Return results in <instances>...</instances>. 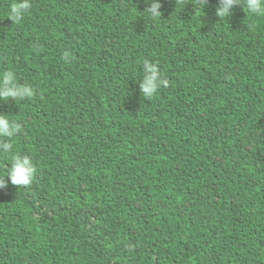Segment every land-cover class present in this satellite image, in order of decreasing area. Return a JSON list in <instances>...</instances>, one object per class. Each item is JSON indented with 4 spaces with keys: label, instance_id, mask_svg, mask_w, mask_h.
Here are the masks:
<instances>
[{
    "label": "trees",
    "instance_id": "obj_1",
    "mask_svg": "<svg viewBox=\"0 0 264 264\" xmlns=\"http://www.w3.org/2000/svg\"><path fill=\"white\" fill-rule=\"evenodd\" d=\"M15 2L0 73L34 95L0 100V176L17 154L36 174L0 189V264H264V13L30 0L14 23ZM145 59L169 81L150 100Z\"/></svg>",
    "mask_w": 264,
    "mask_h": 264
},
{
    "label": "clouds",
    "instance_id": "obj_2",
    "mask_svg": "<svg viewBox=\"0 0 264 264\" xmlns=\"http://www.w3.org/2000/svg\"><path fill=\"white\" fill-rule=\"evenodd\" d=\"M145 4L150 5L145 9L151 17L161 18L160 0H144ZM197 3L204 8L209 0H197ZM246 7L252 14L264 13V0H218L214 15L219 19L229 17L232 9L237 6ZM31 8L30 0H16L10 8V19L14 23L21 21ZM70 58L68 52L64 53L67 62ZM143 79L139 81V88L142 96L151 99L157 94L161 87H168L169 81L162 78V73L158 65L148 59L143 61ZM34 89L28 84H20L17 81L16 73L13 70L0 73V100H23L31 98ZM21 132V125L8 117L7 114H0V138H8L7 142L0 140V152H11L13 144L9 142L11 138ZM36 174V167L29 156L14 155L7 175L0 176V189H4L10 183L14 186H28L32 183Z\"/></svg>",
    "mask_w": 264,
    "mask_h": 264
}]
</instances>
